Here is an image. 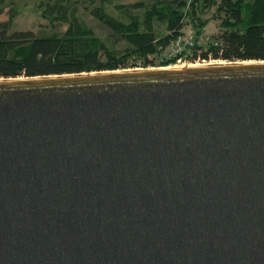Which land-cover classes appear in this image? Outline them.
<instances>
[{"label":"water","instance_id":"obj_1","mask_svg":"<svg viewBox=\"0 0 264 264\" xmlns=\"http://www.w3.org/2000/svg\"><path fill=\"white\" fill-rule=\"evenodd\" d=\"M0 264H264V61L0 80Z\"/></svg>","mask_w":264,"mask_h":264},{"label":"trees","instance_id":"obj_2","mask_svg":"<svg viewBox=\"0 0 264 264\" xmlns=\"http://www.w3.org/2000/svg\"><path fill=\"white\" fill-rule=\"evenodd\" d=\"M7 4L12 0H0V14ZM35 7L51 33L12 30L13 8L0 20V79L174 65H153L149 57L190 29L205 34L201 15L211 8L219 24L208 36L216 45H187L188 62L264 61V0H35ZM87 17L124 47L103 40Z\"/></svg>","mask_w":264,"mask_h":264},{"label":"rangeland","instance_id":"obj_3","mask_svg":"<svg viewBox=\"0 0 264 264\" xmlns=\"http://www.w3.org/2000/svg\"><path fill=\"white\" fill-rule=\"evenodd\" d=\"M13 8L16 10L15 17L12 20V30H30L34 32L37 35H46L51 33L52 29L49 26H46L47 22L40 17V13L37 11L35 7V0H12V4H7L3 13L0 14V20L7 18L9 10ZM214 8L204 10V13L201 15V18L203 20H207V24L203 29V33L209 35V34H215L217 32V25L219 24V21L213 18ZM87 21L90 25H92L95 32L108 44L111 46H115L118 49H121L124 47V44L114 35H112L107 29H105L102 25H100L95 20L87 17ZM65 26L62 28L59 27V30H63ZM188 28V27H187ZM186 28V29H187ZM218 62H225L229 63L223 60H209V61H195V62H185L182 64H174L167 66L166 68H185L187 66L192 65H202L207 66L208 64H214ZM145 70V69H158L156 67L153 68H130L127 70ZM2 80V79H0Z\"/></svg>","mask_w":264,"mask_h":264},{"label":"built area","instance_id":"obj_4","mask_svg":"<svg viewBox=\"0 0 264 264\" xmlns=\"http://www.w3.org/2000/svg\"><path fill=\"white\" fill-rule=\"evenodd\" d=\"M195 42L197 43V45H204V44L216 45V43H212V40L207 34H201L197 36L196 32L190 29L188 30V32L184 37L177 38L175 41L171 42L165 50L161 51L157 55L150 56L149 58L154 62L153 65H158L163 61H172V60L175 61L174 64L179 63L183 65L185 62H188L187 54L185 52V50H187L186 46L192 45ZM201 61L204 62V60ZM156 68H166V67H156Z\"/></svg>","mask_w":264,"mask_h":264},{"label":"bare ground","instance_id":"obj_5","mask_svg":"<svg viewBox=\"0 0 264 264\" xmlns=\"http://www.w3.org/2000/svg\"><path fill=\"white\" fill-rule=\"evenodd\" d=\"M249 63H252V62H249ZM225 64H228V63H225V62H218V63H214V64H208L207 66L209 65H225ZM193 67H202V65H192V66H187V68H193ZM161 69H180V68H177V67H173V68H161ZM152 70V69H150ZM124 71H140L139 69H135V70H124Z\"/></svg>","mask_w":264,"mask_h":264}]
</instances>
